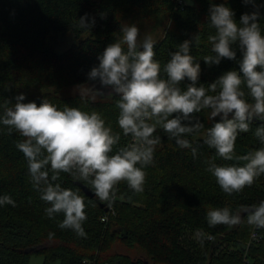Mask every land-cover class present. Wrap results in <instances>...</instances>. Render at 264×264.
I'll use <instances>...</instances> for the list:
<instances>
[{
	"label": "trees",
	"instance_id": "16d2710c",
	"mask_svg": "<svg viewBox=\"0 0 264 264\" xmlns=\"http://www.w3.org/2000/svg\"><path fill=\"white\" fill-rule=\"evenodd\" d=\"M211 2L231 8L237 22L254 10L243 0ZM209 7V0H192V4L186 0H0V105L10 100L12 106L15 96L24 94L25 103L39 105L47 100L60 109L67 105L97 112L114 134L121 135L118 147L127 145L131 137L118 127L115 99L68 92L83 91L77 86L89 83L87 74L98 65L97 57L122 35L125 25L133 24L144 34L161 32L155 45L161 66L170 52L199 33L200 42H193L190 54L201 65L200 83L206 87L227 71H239L236 61L225 59L218 66L203 62L205 56L215 55L207 39L215 34L208 25ZM260 12L264 17V8ZM86 14L95 20L90 29L79 27ZM261 28L264 33V19ZM68 35L74 37V44L59 52L61 39ZM198 115L205 131L187 137L197 148L196 157L158 127L155 135L161 144L154 152V163L144 169V191L135 193L121 182L111 206L96 196L88 197L80 186L94 193L87 182L61 173V186L84 197L86 238L59 227L63 213L54 219L47 216L50 205L33 188L27 161L16 147L23 137L15 130L9 134L0 124V196H10L16 205L0 206V264H30L33 254L44 257L42 264H264V229L249 225L246 214L234 227L209 226L207 221L210 208L235 211L264 201V174L241 193H223L207 170L209 163L231 166L236 162L224 161L204 143L206 130L219 117L213 121L208 110ZM260 123L254 120L251 131L239 134L238 155L261 146L254 135ZM254 231L259 240H251ZM118 245L142 256L119 253Z\"/></svg>",
	"mask_w": 264,
	"mask_h": 264
},
{
	"label": "clouds",
	"instance_id": "9594fccd",
	"mask_svg": "<svg viewBox=\"0 0 264 264\" xmlns=\"http://www.w3.org/2000/svg\"><path fill=\"white\" fill-rule=\"evenodd\" d=\"M243 2L254 10L242 14L237 22L231 8L209 0L208 25L215 34L207 39L215 55L205 56L203 62L218 66L225 59L236 61L239 71H227L207 87L200 83V63L190 54L193 42H200L199 33L170 52V59L161 66L156 59L157 41L151 35L141 38L135 24L125 25L122 35L97 57L98 65L87 74L89 83L77 87L94 99H115L118 127L125 137H131L127 145L118 147L121 135L114 134L97 112L67 105L60 109L47 100L39 105L34 101L25 103L24 94L15 96L12 106L10 100L0 105V124L9 134L15 130L23 137L16 147L27 161L33 188L50 205L45 209L47 216L54 219L64 215L60 228L86 238L84 197L61 186V173L90 184L95 196L109 206L121 182L141 193L147 175L144 169L154 163V152L161 144V138L155 135L157 128L179 148L190 149L195 158L197 148L187 137L205 131L198 115L204 110L210 112L213 121L219 117L206 130L204 143L224 161L236 162L231 166L209 163L207 170L222 192L228 196L241 193L264 174V17L260 12L264 4L257 0ZM94 24V18L87 14L79 20L83 29ZM254 120L261 122L254 132L261 146L238 155L237 138L252 130ZM5 204L16 206L10 196H0V206ZM245 214L249 225L264 229V201L235 211L210 208L207 221L209 226L234 227L242 223Z\"/></svg>",
	"mask_w": 264,
	"mask_h": 264
},
{
	"label": "rangeland",
	"instance_id": "374dc122",
	"mask_svg": "<svg viewBox=\"0 0 264 264\" xmlns=\"http://www.w3.org/2000/svg\"><path fill=\"white\" fill-rule=\"evenodd\" d=\"M141 38H143L145 35L148 34H144L143 32H140ZM154 40H158L162 35L161 32L158 33H154V34H150ZM75 40L74 37L72 35H68L64 38L61 39L60 41V46L58 48L59 52H63L67 49H69L73 44H74ZM84 91H80V90H71L68 92V94H78ZM116 251L125 255H130L131 257L135 258V257H141L142 253L139 251H135V252H130L129 250H127L124 247H120L119 245L116 247ZM44 261V257L40 254H33L30 264H42ZM55 264H59V263H55Z\"/></svg>",
	"mask_w": 264,
	"mask_h": 264
},
{
	"label": "water",
	"instance_id": "95a60500",
	"mask_svg": "<svg viewBox=\"0 0 264 264\" xmlns=\"http://www.w3.org/2000/svg\"><path fill=\"white\" fill-rule=\"evenodd\" d=\"M186 2L189 3L188 0H186ZM189 4H192V3H189ZM80 186H82V188H83L85 194H86L88 197L94 198L95 194H94L92 191H90L87 187H85V186H83V185H81V184H80Z\"/></svg>",
	"mask_w": 264,
	"mask_h": 264
},
{
	"label": "built area",
	"instance_id": "2783aa9c",
	"mask_svg": "<svg viewBox=\"0 0 264 264\" xmlns=\"http://www.w3.org/2000/svg\"><path fill=\"white\" fill-rule=\"evenodd\" d=\"M103 221H106L107 220V217L103 218L102 219ZM252 241H256V240H259V236L257 234L256 231H254V233L252 234V238H251Z\"/></svg>",
	"mask_w": 264,
	"mask_h": 264
}]
</instances>
